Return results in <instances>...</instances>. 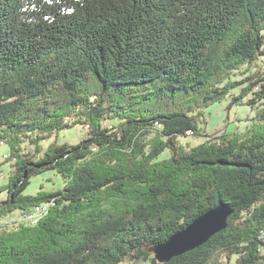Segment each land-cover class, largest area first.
I'll list each match as a JSON object with an SVG mask.
<instances>
[{
	"label": "trees",
	"instance_id": "obj_1",
	"mask_svg": "<svg viewBox=\"0 0 264 264\" xmlns=\"http://www.w3.org/2000/svg\"><path fill=\"white\" fill-rule=\"evenodd\" d=\"M228 100L248 124L204 135ZM0 144V217L49 208L0 230V264H264V0H0ZM216 207L224 230L155 259Z\"/></svg>",
	"mask_w": 264,
	"mask_h": 264
},
{
	"label": "rangeland",
	"instance_id": "obj_2",
	"mask_svg": "<svg viewBox=\"0 0 264 264\" xmlns=\"http://www.w3.org/2000/svg\"><path fill=\"white\" fill-rule=\"evenodd\" d=\"M229 102L225 101L221 104H215L206 110V115L208 117L207 125L204 127V135L215 137L223 133H233L237 131H242L245 125L248 124L247 119L253 116L252 110L246 105L244 100L240 104H235L229 106ZM84 136V131L80 127H73L66 129L59 133L58 141L59 143H67L70 145L76 144ZM53 138L49 141L43 143V147H46ZM207 140L206 137H193L186 136L180 137L178 139L179 143L182 145L188 144L189 146H196L201 142ZM9 149L6 145L0 144V186L7 182L11 168L9 164L4 162V156L7 155ZM170 156L169 152L164 151L158 160L166 159ZM40 185L44 186L45 190H56L62 187V179L60 176L56 175L52 171L45 172L41 175L33 177L31 179L30 185L24 191L26 195H34L39 191ZM4 197L0 195V201ZM20 212H14L8 216L0 217V230L4 228H15L20 224ZM121 264H130L124 262Z\"/></svg>",
	"mask_w": 264,
	"mask_h": 264
},
{
	"label": "water",
	"instance_id": "obj_3",
	"mask_svg": "<svg viewBox=\"0 0 264 264\" xmlns=\"http://www.w3.org/2000/svg\"><path fill=\"white\" fill-rule=\"evenodd\" d=\"M231 213L232 210L228 207L208 210L183 230L174 233L166 242L152 248L155 259L160 263H165L202 246L213 235L226 228L227 219Z\"/></svg>",
	"mask_w": 264,
	"mask_h": 264
},
{
	"label": "bare ground",
	"instance_id": "obj_4",
	"mask_svg": "<svg viewBox=\"0 0 264 264\" xmlns=\"http://www.w3.org/2000/svg\"><path fill=\"white\" fill-rule=\"evenodd\" d=\"M48 205H41L40 207H35L33 210V214L28 215V217L25 218L27 222L30 224H35L40 218H42L46 213L48 212Z\"/></svg>",
	"mask_w": 264,
	"mask_h": 264
},
{
	"label": "built area",
	"instance_id": "obj_5",
	"mask_svg": "<svg viewBox=\"0 0 264 264\" xmlns=\"http://www.w3.org/2000/svg\"><path fill=\"white\" fill-rule=\"evenodd\" d=\"M41 205L39 206H36V207H40ZM35 209V207L29 212V213H26V212H21L20 211V217H28V215L30 214H33V210Z\"/></svg>",
	"mask_w": 264,
	"mask_h": 264
}]
</instances>
